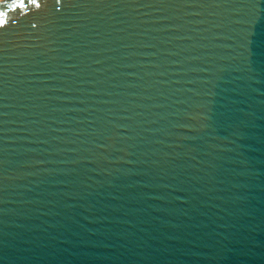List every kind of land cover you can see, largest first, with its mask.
<instances>
[{
    "label": "water",
    "instance_id": "1",
    "mask_svg": "<svg viewBox=\"0 0 264 264\" xmlns=\"http://www.w3.org/2000/svg\"><path fill=\"white\" fill-rule=\"evenodd\" d=\"M81 3L0 38V264H264V3Z\"/></svg>",
    "mask_w": 264,
    "mask_h": 264
},
{
    "label": "snow or ice",
    "instance_id": "2",
    "mask_svg": "<svg viewBox=\"0 0 264 264\" xmlns=\"http://www.w3.org/2000/svg\"><path fill=\"white\" fill-rule=\"evenodd\" d=\"M97 3H102L103 0H96ZM166 3L167 0H164ZM201 6H216L224 7L233 4L255 3V0H200ZM264 3V0H260ZM84 6L81 0H54L50 4V0H0V38L6 37L7 34L14 30V27L20 25L24 19H28V24L36 27L39 18L45 16L47 13L55 16L61 12L62 9L74 8ZM55 10V11H54ZM18 12L17 16L10 15V13ZM35 21V22H34ZM257 43L264 44V33H258L255 26L245 27L241 38V47L245 53V62L251 69L253 49Z\"/></svg>",
    "mask_w": 264,
    "mask_h": 264
}]
</instances>
